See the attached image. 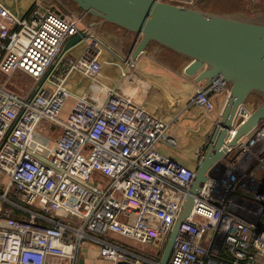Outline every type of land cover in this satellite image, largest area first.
<instances>
[{
	"label": "built area",
	"instance_id": "2783aa9c",
	"mask_svg": "<svg viewBox=\"0 0 264 264\" xmlns=\"http://www.w3.org/2000/svg\"><path fill=\"white\" fill-rule=\"evenodd\" d=\"M69 2L32 0L18 17L0 0V264H80L89 241L111 264H160L196 167L162 154L160 141L177 146L176 138L164 125L144 130L114 89L103 104L69 90L73 73L98 78L106 49ZM82 32L86 48L65 60V43ZM123 61L136 64L131 54ZM16 71L34 79L25 95L6 86ZM214 93L229 95L226 80L198 88L192 104L213 111ZM71 96L77 103L62 118ZM250 113L246 104L235 116L168 264H264V118L231 145Z\"/></svg>",
	"mask_w": 264,
	"mask_h": 264
},
{
	"label": "water",
	"instance_id": "95a60500",
	"mask_svg": "<svg viewBox=\"0 0 264 264\" xmlns=\"http://www.w3.org/2000/svg\"><path fill=\"white\" fill-rule=\"evenodd\" d=\"M82 12L98 21L115 24L138 36L131 56L137 58L151 43L189 59L185 74L205 87L222 78L230 86L226 105L214 121V143L196 167L195 178L164 247L160 264H168L182 224L190 216L197 194L211 166L224 154L222 146L240 108L252 97L260 100L232 137L231 145L264 118V11L245 16L216 13L195 6H180L163 0H71ZM85 32L70 38L63 51L83 41ZM80 264H84L81 259Z\"/></svg>",
	"mask_w": 264,
	"mask_h": 264
},
{
	"label": "crops",
	"instance_id": "0c3cea01",
	"mask_svg": "<svg viewBox=\"0 0 264 264\" xmlns=\"http://www.w3.org/2000/svg\"><path fill=\"white\" fill-rule=\"evenodd\" d=\"M206 1L198 0L197 7L202 6L204 7L202 9L216 13L256 15V10L254 11L249 3L208 5ZM85 18L89 25L98 21L90 15H86ZM95 29L106 39L101 73L96 80L84 76L81 72L73 73L68 81L69 90L72 91V86L76 84L77 94L73 93L74 95L96 104H103L110 98L107 89H114L138 112L144 130L152 132L153 129L164 125L168 135L176 138L177 146L160 141L158 149L162 154L178 160L189 168L197 167L200 159L196 157V152L203 144H208L213 136L216 130L214 121L224 110L228 95L212 94L216 108L205 113L199 106L192 104L195 91L200 87L204 88L206 84L197 83L194 77L185 74L184 68L190 62L189 59L151 43L136 58L135 66L129 68L123 60L131 54L138 36L110 23L100 24ZM79 44H83L80 53L77 52ZM79 44L64 52L65 60L81 55L87 42L82 41ZM256 99L259 103L260 100ZM74 101L77 103L75 97ZM89 249L85 247L83 250L84 264L91 263Z\"/></svg>",
	"mask_w": 264,
	"mask_h": 264
},
{
	"label": "rangeland",
	"instance_id": "374dc122",
	"mask_svg": "<svg viewBox=\"0 0 264 264\" xmlns=\"http://www.w3.org/2000/svg\"><path fill=\"white\" fill-rule=\"evenodd\" d=\"M5 4H8L10 6V9L16 14V16L21 17L24 15L25 11L29 8V5L32 3V0H1ZM73 8H77L76 4L72 1L69 2ZM206 3L208 5H216V4H238V5H246L250 4L251 7H253L256 15H258V12L264 11V0H207ZM251 3L253 5H251ZM200 9L204 7H199ZM207 8H212L210 6H207ZM204 10V9H202ZM83 47V44H79L77 52L80 53L81 49ZM78 53V54H79ZM6 81V86L10 89L25 95L27 93V90L31 87V85L34 82V79L29 74H24L21 71H16L13 73L12 76L7 75V77L4 78ZM77 87L76 84L72 86L71 92L77 94V90L75 89ZM74 91V92H73ZM252 99H249L246 104L249 105L251 111L256 109L259 105L258 101L255 99V97H251ZM76 103L74 101V97H70L65 105L63 106L62 111V118L63 116H67L71 112L72 106H74ZM0 208H2V204L0 202ZM121 240L127 244H129L130 247H133L134 249H142L145 251H151L150 248L144 246V244L140 242H131L128 239L120 236ZM91 244V245H90ZM87 247H89V254L88 256L91 257V263L90 264H111L107 259L102 258L100 256L99 252V245L94 244L92 242H88Z\"/></svg>",
	"mask_w": 264,
	"mask_h": 264
},
{
	"label": "trees",
	"instance_id": "16d2710c",
	"mask_svg": "<svg viewBox=\"0 0 264 264\" xmlns=\"http://www.w3.org/2000/svg\"><path fill=\"white\" fill-rule=\"evenodd\" d=\"M69 1H71V0H69ZM76 9H77V8H76ZM77 10H79V11H82V10H81V9H79V8H78ZM252 97H253V96H252ZM250 99H252V98H250ZM255 99H256V98H255ZM256 100H257V99H256Z\"/></svg>",
	"mask_w": 264,
	"mask_h": 264
}]
</instances>
